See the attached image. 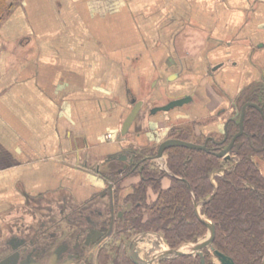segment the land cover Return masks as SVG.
Segmentation results:
<instances>
[{"label":"crops","instance_id":"0c3cea01","mask_svg":"<svg viewBox=\"0 0 264 264\" xmlns=\"http://www.w3.org/2000/svg\"><path fill=\"white\" fill-rule=\"evenodd\" d=\"M5 10L1 251L48 212L70 210L60 204L84 209L106 190L111 164L132 166L172 128L223 134L243 94L264 86V0H7ZM183 96L191 100L150 112Z\"/></svg>","mask_w":264,"mask_h":264},{"label":"trees","instance_id":"16d2710c","mask_svg":"<svg viewBox=\"0 0 264 264\" xmlns=\"http://www.w3.org/2000/svg\"><path fill=\"white\" fill-rule=\"evenodd\" d=\"M0 0V19L8 10ZM246 93V92H245ZM243 104L253 103L245 110L243 133L231 150L230 159L223 160L214 154L172 147L165 150L169 176L160 170L151 157L157 148L142 150L136 155L140 162L121 171L110 165L106 181L115 184V203L125 207L112 234L113 241L103 246L98 264H134L127 255L124 237L140 233L161 234L165 245L176 248L194 243L204 237L207 227L197 217L194 202H204L200 214L215 227L213 248L231 258L234 264H263L264 260V86L253 87L243 94ZM238 132L237 119L228 121L225 134L218 137L195 135L191 139L185 129L172 128L169 138L203 144L215 153L226 148ZM226 135V136H225ZM146 158V159H144ZM233 164L229 170L223 163ZM223 170L222 175L215 172ZM137 175L139 180L122 194L124 178ZM169 184L162 187V180ZM206 264L211 254L203 250ZM158 264H201L198 255L179 256L173 260H160Z\"/></svg>","mask_w":264,"mask_h":264},{"label":"flooded vegetation","instance_id":"af4514ba","mask_svg":"<svg viewBox=\"0 0 264 264\" xmlns=\"http://www.w3.org/2000/svg\"><path fill=\"white\" fill-rule=\"evenodd\" d=\"M236 119L238 124L239 118H231L230 121ZM132 157L131 164L135 170L140 162H135L136 155ZM110 183L102 194L85 203L84 209L80 205L60 204L70 210L60 215L47 213L39 220L36 231L25 229L19 236L10 238L6 250H0V261L5 260L6 264H98L100 249L112 236L122 217L123 211L120 212L119 208L125 209L122 203H115L111 191L115 190V184L112 182L111 186ZM100 196L105 203L98 200ZM130 248L131 245L128 252ZM128 257L134 264V260L141 259L134 253Z\"/></svg>","mask_w":264,"mask_h":264},{"label":"water","instance_id":"95a60500","mask_svg":"<svg viewBox=\"0 0 264 264\" xmlns=\"http://www.w3.org/2000/svg\"><path fill=\"white\" fill-rule=\"evenodd\" d=\"M190 100H191V98L189 96H183L180 98H175V99L171 100L170 102H168L162 106H156V107L152 108V110L150 112L152 114H155L157 112H168L174 108L182 106L183 104L189 102ZM140 106H141V102L135 103V105L131 109L130 113L125 118V120L121 126V135H125L127 133L129 126L133 122L134 118L136 117V115L140 109ZM248 107H254L259 112H261V108L258 107L256 104H253V103H245L241 107L239 121L237 124L238 125V132L232 137V139L230 140V142L226 146V148L215 153L214 151H210L207 148L206 142L203 144H196L194 142L183 141V140H179L176 138H168V139L163 140L158 145L156 154L151 159L156 160L157 164L159 165V168L162 171H164L165 173H167L169 176H172V174L168 171L166 163L164 161H162L164 152L168 148L182 147V148L190 149V150H201V151H205V152L214 154L217 158L229 160L230 159L229 153H230V150H231L235 140L239 136H241L243 133L244 114H245V110ZM122 159H125V156ZM220 171L221 170L217 171L215 173V175H219ZM203 203L204 202H199V203L194 202V210L197 214L198 219L203 224H205L207 227L206 236H204L202 239L197 240L194 243H184V244H181L180 246L173 248V249H170L168 247L162 248V249L159 248V249H157L154 256H152L151 258H149L147 260H143V259L134 260L135 264H153L155 261L159 262L160 260H167V259L173 260L179 256H184V255H198L200 258V263L206 264L205 259H204V255H203V250H210L212 252L213 256H215L217 258V260L219 261L220 264H234V262L231 258L225 256L224 254L220 253L219 251H217L213 248V240H214V236H215V227L209 220H207L204 216H202L200 214L199 208L203 205ZM6 262L7 261L3 260V261H0V264H6Z\"/></svg>","mask_w":264,"mask_h":264},{"label":"rangeland","instance_id":"374dc122","mask_svg":"<svg viewBox=\"0 0 264 264\" xmlns=\"http://www.w3.org/2000/svg\"><path fill=\"white\" fill-rule=\"evenodd\" d=\"M189 136L191 139H195V135L193 132H191V133L189 132ZM163 158H165V159H163L162 161H164L166 163V155L165 154H164ZM153 162L159 168L157 161L155 162V160H153ZM112 165L115 166L114 163ZM232 166H233V164H229V163H225V162L223 163V169L224 170H229ZM104 169L107 171L106 167H104ZM222 173H223V170L220 171L219 175H222ZM111 186H113V185L111 184ZM123 187H125V188L122 191V194H126L127 192H129L130 189H129L128 185H124ZM111 191H114V190H111ZM200 208H199V212H200ZM119 211L122 212L123 208H119ZM43 214H45V213H43ZM44 216H46V215H44ZM30 223H31V220H29V224ZM124 238L125 239L123 240V243L126 247L127 255L130 254L132 256L133 253L138 254L139 258H141L143 260H147V259L151 258L152 256H154L157 249H159V248L162 249V248L167 247L163 241L162 235L157 234V233H140V234L131 236L130 238H127V239H126V237H124ZM202 238H200V239H202ZM112 241H113V238L110 237L108 239L107 243L105 244V246L111 244ZM130 245H131V248L129 249V252H128L127 249H128V246H130ZM208 251L211 254V264H220L219 261L217 260V258L215 256H213L212 252L210 250H208ZM158 263H159L158 261H155L153 264H158Z\"/></svg>","mask_w":264,"mask_h":264}]
</instances>
